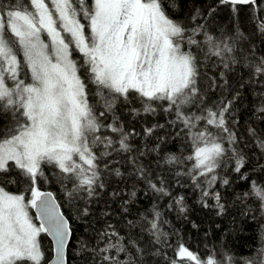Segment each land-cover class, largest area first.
Returning a JSON list of instances; mask_svg holds the SVG:
<instances>
[{"label": "snow or ice", "instance_id": "6c2138e0", "mask_svg": "<svg viewBox=\"0 0 264 264\" xmlns=\"http://www.w3.org/2000/svg\"><path fill=\"white\" fill-rule=\"evenodd\" d=\"M218 2L230 6L233 16L239 6H249L254 31L264 36V0ZM183 5L184 0H0V113L11 117V126L0 129V177L14 170L26 183L17 192L0 186V264H50L42 233L55 240L56 264H66L69 221L43 186L55 181L69 201L91 202L105 188V172L124 175L115 166L121 162L157 200L168 197L169 209L184 213L185 196L173 194L172 185L158 174L162 168L176 177L178 187L198 191V203L218 216L227 210L221 189L236 182L224 172L229 168L245 181V190L229 193L242 206L240 214L256 219L258 213L264 221V175L253 179L244 171L248 159L237 147L240 135L233 112L239 90L230 99L222 93L218 101L206 102L200 60L193 50L200 49L205 59L220 58L229 69L239 62L237 43L246 37L243 33L214 37L195 23L196 15L189 27L174 18ZM213 12L210 6L209 15ZM201 35L203 41L197 38ZM253 49L246 55L240 50L248 83L259 89L254 120L245 132L264 157V128L257 126L264 124V56H256ZM208 87L221 86L213 80ZM133 100L140 105L129 109L134 116L171 117L167 125L177 129L176 137L183 136L186 153H164L161 145L172 133H157L165 124L145 122L141 132L126 125L117 105ZM136 136L154 138L152 146H135ZM148 153L157 154L155 170L142 161ZM136 195V190L128 193L129 199ZM29 208L37 210L38 223ZM79 211L89 215L87 204ZM122 211L127 213L128 208ZM163 215L154 206L139 223L126 221L127 234L109 224L98 233L96 246L82 250L92 264H144L139 237L146 232L152 242L171 250V255L163 254L166 264H264V224L260 247L252 256L237 257L223 247L201 254L178 233L175 245L169 243ZM137 228L140 233L131 231ZM154 254L160 255L161 249Z\"/></svg>", "mask_w": 264, "mask_h": 264}, {"label": "trees", "instance_id": "16d2710c", "mask_svg": "<svg viewBox=\"0 0 264 264\" xmlns=\"http://www.w3.org/2000/svg\"><path fill=\"white\" fill-rule=\"evenodd\" d=\"M210 6L215 8V12L209 15ZM239 13L233 16L230 6L220 5L218 0H184L182 8L175 10L174 18L181 22H187L189 27L194 26L191 16L196 15L197 21L203 25L205 30L214 37L229 36L235 37L239 33H243L246 39L237 43L236 59L239 61L231 65L229 69H225L220 58L212 56L205 59L203 52L200 49H193L200 60L201 83L204 85L205 95L207 101H218L221 94L227 96L229 99L239 90V98L234 102L233 115L238 121L236 124V131L240 135L238 149L247 157L248 163L244 171L252 176L253 179L264 175L261 168L264 167V157L259 149L250 142L245 129L247 125L254 120L252 111L254 106L258 103L256 92L259 90L248 83L247 71L245 62L242 58L240 50L246 55L249 49H253L256 56H264V36L254 31L253 20L251 18V9L249 6H239ZM198 39L203 41L204 37L198 36ZM203 47V45H201ZM204 51H207L205 48ZM83 73V69H81ZM221 73L224 77H221ZM228 81L224 85V80ZM221 87H208L212 81ZM244 84L243 88L239 85ZM90 89H94L93 85H89ZM95 103V100L92 101ZM139 101L133 100L126 105L118 103L117 114H120L126 125H132L137 132L142 131L145 122L148 123H162L165 124L164 129L158 130L159 136H168L166 141L161 145L164 153L174 152L180 155L182 152L186 153L185 142L183 136L176 137L175 131L167 125V120L171 119L162 113H158L154 117L145 115L134 116L129 111L130 108L139 107ZM99 107V106H98ZM0 129H5L11 126V117L9 114L0 113ZM264 128V124L257 125ZM154 138L144 139L141 136L133 138L135 146L148 144L151 147V141ZM162 153L161 155H163ZM114 160L119 157H114ZM143 163L149 170L157 168V154L148 153L142 158ZM120 167L124 173L122 177L109 175L105 172L102 179L105 183V188L98 190V195L89 202L85 198L74 199L69 201L65 195V191L58 182H52L43 186L42 190H51L58 200L61 210L69 220L71 229V237L67 245L66 264H92L89 258V253L82 250L85 246L90 249L96 246L98 240V233L104 230L107 225L112 224L121 234H127L130 230L127 228L126 221H134L139 223L140 216L147 214L155 206L164 214L162 219L168 221L163 226L165 232L169 233V243L175 245L177 240L176 233L182 238L183 242L194 252L201 254L209 248H226L237 257L252 256L260 247L261 240V224L264 221L260 220L259 214L256 213V219L251 216H243L240 214L242 206L236 201L235 196L229 195L235 189L239 193L244 189L245 181L238 178V174L229 172L230 176L235 178L236 182L232 188L221 189L224 193V201L227 210L223 215H216L214 209L203 208L198 203L199 192L193 190L190 186L178 187L175 184L176 177L173 176L166 168L158 170V174L164 176L165 180L172 185L173 194H182L185 196L186 211L181 213L178 208H168L169 198L164 197L157 200L156 196L146 189L142 181L131 174V169L127 165H115ZM255 170V174H253ZM222 175L224 172L221 173ZM15 180L16 183H8L7 181ZM183 184L184 178H180ZM0 186L6 188L9 192L23 191L26 187L23 176H17L13 170L11 175L0 177ZM136 190L135 198L129 199L128 193ZM113 192H118L120 195L114 197ZM129 203L124 205V201ZM89 207V215L82 216L80 209L85 205ZM128 208L127 213H123L124 207ZM255 208V205H252ZM30 209V208H29ZM30 216L33 217L34 222L37 219L30 209ZM195 225V227H194ZM133 233H140V230L132 229ZM41 244L45 250L46 258L49 259L50 240L45 233L41 234ZM140 244L145 249V255L142 257L144 264H166L162 260V255L166 252L171 255V250L163 244H155L152 242L151 236L144 232L140 233ZM161 249L160 255H155L156 249Z\"/></svg>", "mask_w": 264, "mask_h": 264}, {"label": "water", "instance_id": "95a60500", "mask_svg": "<svg viewBox=\"0 0 264 264\" xmlns=\"http://www.w3.org/2000/svg\"><path fill=\"white\" fill-rule=\"evenodd\" d=\"M44 191L51 192L52 195H53V197L55 198V202L60 206L58 200L56 199L55 195L53 194V192H52L51 190H44ZM33 210H34L36 216H38V214H37V210L34 209V208H33ZM58 210L62 213L60 207H59ZM63 215H64V214H63ZM64 216H65V215H64ZM65 217H66V216H65ZM46 234H47V233H46ZM47 235H48V237H49V239H50V241H51V243H52V246H53L52 256H51V258H49L48 261L50 262V264H56V252H55V247H56V245H55V240H54V238H53L51 235H49V234H47ZM70 237H71V235L68 237L67 245H68V243H69ZM66 247H67V246H66ZM64 254H65V261H66V248H65V253H64Z\"/></svg>", "mask_w": 264, "mask_h": 264}, {"label": "bare ground", "instance_id": "6f19581e", "mask_svg": "<svg viewBox=\"0 0 264 264\" xmlns=\"http://www.w3.org/2000/svg\"><path fill=\"white\" fill-rule=\"evenodd\" d=\"M224 172H230V170H229V168H226L225 170H224ZM231 173V172H230ZM32 212L35 214V212H34V210H33V208H32ZM31 215V214H30ZM50 252H51V255H50V257L49 258H51V256H52V250H53V246H52V243H50ZM66 254H67V249H66ZM172 254V253H171ZM162 260H164L163 259V255H162Z\"/></svg>", "mask_w": 264, "mask_h": 264}, {"label": "rangeland", "instance_id": "374dc122", "mask_svg": "<svg viewBox=\"0 0 264 264\" xmlns=\"http://www.w3.org/2000/svg\"><path fill=\"white\" fill-rule=\"evenodd\" d=\"M29 215H30V209H29ZM32 217V216H31Z\"/></svg>", "mask_w": 264, "mask_h": 264}]
</instances>
